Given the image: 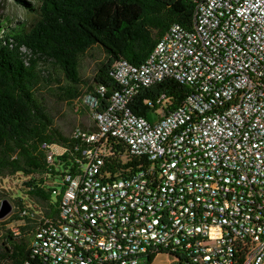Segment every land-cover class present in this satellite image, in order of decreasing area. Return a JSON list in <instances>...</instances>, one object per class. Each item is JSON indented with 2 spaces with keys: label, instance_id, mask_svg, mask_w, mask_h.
I'll list each match as a JSON object with an SVG mask.
<instances>
[{
  "label": "built area",
  "instance_id": "built-area-1",
  "mask_svg": "<svg viewBox=\"0 0 264 264\" xmlns=\"http://www.w3.org/2000/svg\"><path fill=\"white\" fill-rule=\"evenodd\" d=\"M119 89L82 99L97 132L65 172L55 221L41 218L32 243L45 264H144L163 252L189 264H264V0H198L192 29L175 24L141 65L115 62ZM176 79L191 92L154 121L134 114L141 89ZM126 146L140 165L103 180L110 153ZM53 164L66 148L43 142Z\"/></svg>",
  "mask_w": 264,
  "mask_h": 264
},
{
  "label": "trees",
  "instance_id": "trees-1",
  "mask_svg": "<svg viewBox=\"0 0 264 264\" xmlns=\"http://www.w3.org/2000/svg\"><path fill=\"white\" fill-rule=\"evenodd\" d=\"M15 1L30 19L0 21V174L23 178L25 198H11L16 210L0 221L6 231L0 264H45L44 259L34 258L31 249L40 219H58L66 189L60 184L63 175L80 170L77 161L90 145L75 138V130L66 136L55 125L43 92L90 116L82 99L104 87L107 92L99 111L104 110L119 89L112 76L115 62L141 65L171 26L192 29L198 0H38L36 6ZM94 48L105 59L88 81L82 76L81 63ZM190 92L180 81L165 79L141 89L131 108L135 115L153 122L158 99L165 96L169 111L179 107ZM96 132L94 124L90 133ZM43 142L63 146L66 152L51 165L41 149ZM102 142L110 153L103 180L124 178L139 167L141 160L132 159L124 144L110 136ZM11 224L15 231L6 228ZM157 256L148 257L144 264H153ZM173 257L177 261L171 264H189L186 252Z\"/></svg>",
  "mask_w": 264,
  "mask_h": 264
},
{
  "label": "rangeland",
  "instance_id": "rangeland-1",
  "mask_svg": "<svg viewBox=\"0 0 264 264\" xmlns=\"http://www.w3.org/2000/svg\"><path fill=\"white\" fill-rule=\"evenodd\" d=\"M33 6H36L38 0H26ZM29 13L15 0H0V21H4L8 17L14 23L17 21H26L30 19ZM105 55L99 48H94L91 50L83 59L81 66V73L85 80L92 81L96 72V67L98 63L104 61ZM45 98V104L48 108V112L54 119L55 125L66 135L71 136L73 131L77 128L83 129L85 131H90L93 129L94 124L92 123L91 117L88 113L77 111V108L70 107L64 102L59 101L55 96L49 94L47 91L43 92ZM82 106L81 104H79ZM82 109V107H80ZM24 179L18 176L11 177L0 174V206L4 200H8L14 211L16 210V205L14 200L17 197L25 198V193L23 192L22 183ZM9 215L3 221L9 219ZM5 226L0 225V247L3 242V235L6 231ZM7 229L15 231V224L6 226ZM177 259L173 256L162 254L157 257L153 264H170L176 262Z\"/></svg>",
  "mask_w": 264,
  "mask_h": 264
},
{
  "label": "water",
  "instance_id": "water-1",
  "mask_svg": "<svg viewBox=\"0 0 264 264\" xmlns=\"http://www.w3.org/2000/svg\"><path fill=\"white\" fill-rule=\"evenodd\" d=\"M13 211V207L8 200H4L0 206V221L7 218Z\"/></svg>",
  "mask_w": 264,
  "mask_h": 264
},
{
  "label": "crops",
  "instance_id": "crops-1",
  "mask_svg": "<svg viewBox=\"0 0 264 264\" xmlns=\"http://www.w3.org/2000/svg\"><path fill=\"white\" fill-rule=\"evenodd\" d=\"M160 255H162V254H160ZM160 255H158V256H160ZM158 256H157V257H158ZM156 259H157V258H156ZM156 259H155V260H156ZM170 264H171V263H170Z\"/></svg>",
  "mask_w": 264,
  "mask_h": 264
}]
</instances>
